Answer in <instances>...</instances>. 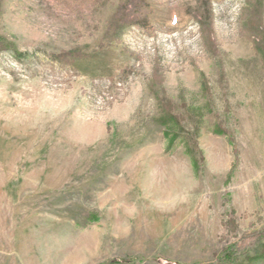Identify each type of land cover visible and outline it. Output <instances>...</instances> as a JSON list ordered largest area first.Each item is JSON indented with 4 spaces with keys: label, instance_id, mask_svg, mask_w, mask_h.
<instances>
[{
    "label": "rangeland",
    "instance_id": "obj_1",
    "mask_svg": "<svg viewBox=\"0 0 264 264\" xmlns=\"http://www.w3.org/2000/svg\"><path fill=\"white\" fill-rule=\"evenodd\" d=\"M132 1L0 0V264H264V0Z\"/></svg>",
    "mask_w": 264,
    "mask_h": 264
},
{
    "label": "trees",
    "instance_id": "obj_2",
    "mask_svg": "<svg viewBox=\"0 0 264 264\" xmlns=\"http://www.w3.org/2000/svg\"><path fill=\"white\" fill-rule=\"evenodd\" d=\"M140 3H141V0H134L131 2V5H129L128 9H126L127 7L121 8V10H119V12H118V14L121 15V18H119L120 20H117L119 22L115 21V23H114L115 28L119 29V28L123 27V25H125V24L128 25V24H132V23L142 22V20L145 17L142 16V13L140 10ZM198 20H199V23L201 24L200 25L201 36L204 38L206 44L208 45V49L210 50L209 52L213 53L214 52V45H213V41L211 38V34L208 31L210 23L208 22V19H206V17H204V16H199ZM111 24H110V27H111ZM112 26H113V24H112ZM114 26H113V28H114ZM252 36H254L255 45L259 46V47L262 45L264 48V44H263V42H264V31L262 29H260V30L256 29L253 31ZM257 36H260V37H257ZM8 45H9V42L0 36V50L7 49ZM60 58L65 60L66 55H61ZM124 71L122 73H124ZM168 106L169 107H166L162 111L163 116L161 117L162 118L161 124L164 125L165 122L168 123V122H170L169 120H171V121H174V125L176 126V124H177V120L175 119L176 115H174L172 113V106H170L169 104H168ZM259 239H261V240L264 239V230L260 233ZM258 252L261 254L264 252V243L260 244ZM222 255H223V260H230L232 257V251L227 249L226 251H224L222 253ZM259 257H261V256H259ZM248 258L249 257L245 256V260L248 261L250 264H252L251 262L253 261V258H249V259ZM227 264H230V263H227Z\"/></svg>",
    "mask_w": 264,
    "mask_h": 264
}]
</instances>
